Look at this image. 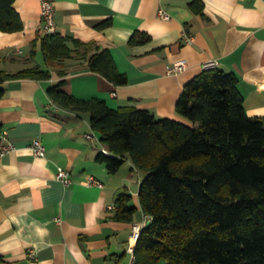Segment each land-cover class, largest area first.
Returning <instances> with one entry per match:
<instances>
[{"label": "crops", "instance_id": "0c3cea01", "mask_svg": "<svg viewBox=\"0 0 264 264\" xmlns=\"http://www.w3.org/2000/svg\"><path fill=\"white\" fill-rule=\"evenodd\" d=\"M43 1L16 0L24 29L0 30L1 69L17 72L35 64L47 68L39 46L31 57L34 40L44 32ZM50 1L56 31L108 47L128 76L125 85L116 86L77 66L78 60L67 59L69 75L63 89L73 96L181 120L176 105L185 85L203 72L204 63L215 60L218 68L238 76L248 115L264 118V0H203V15L191 10L193 0ZM161 9L169 12V19L160 17ZM107 18L111 26L95 27ZM136 31L149 33L151 40L130 45ZM180 60L188 61L187 70L169 73ZM51 70L48 80L0 84L5 88L0 129L17 146L0 156V255L4 264H131L133 228L149 220L139 198L146 173L129 157L116 173L108 170L98 157L112 154L93 129L90 113L66 109L49 97V87L61 79ZM35 138L43 140L45 157H37L30 148ZM59 167L71 172L69 185L57 178ZM92 177L102 185L88 182ZM125 191L137 208L132 222L112 217Z\"/></svg>", "mask_w": 264, "mask_h": 264}, {"label": "trees", "instance_id": "16d2710c", "mask_svg": "<svg viewBox=\"0 0 264 264\" xmlns=\"http://www.w3.org/2000/svg\"><path fill=\"white\" fill-rule=\"evenodd\" d=\"M16 0H0V30L18 32L24 21ZM189 7L204 14L203 0ZM112 25L107 18L98 29ZM38 33L31 51L44 53L47 68L35 64L17 72L0 68V84L13 79L61 78L48 89L56 104L88 112L112 155L99 160L116 173L127 157L146 173L139 198L149 219L135 248V264H264V118L249 116L239 78L220 68L203 70L185 85L176 105L181 118L158 117L149 109L111 107L99 98L81 99L63 86L66 60H78L114 85L128 82L108 47L58 31ZM136 31L129 44L151 40ZM5 88L0 87V99ZM1 132V129H0ZM132 195L122 192L113 218L134 221ZM5 260L0 255V264Z\"/></svg>", "mask_w": 264, "mask_h": 264}, {"label": "built area", "instance_id": "2783aa9c", "mask_svg": "<svg viewBox=\"0 0 264 264\" xmlns=\"http://www.w3.org/2000/svg\"><path fill=\"white\" fill-rule=\"evenodd\" d=\"M160 17L163 19H169L170 14L167 10L161 9L159 12ZM41 16H42V28L48 33H52L56 31V25H55V6L54 3L50 0H44L42 2L41 7ZM185 38L187 40H190L191 38L187 35H185ZM219 63L215 60H210L203 65L204 70L208 69H215L218 68ZM189 67L187 60H180L176 63H174L171 67L168 68V72L171 74H177L184 72ZM89 137H92L89 135ZM17 146L16 144L11 140V138L8 135V132L6 130H2L0 132V156H3L9 152H12L16 150ZM33 151V153L37 157H45L47 148L41 138H35L30 147ZM57 178L60 179L62 182H64L66 185H69L72 182L71 179V172L63 167H59L57 172ZM90 183L102 185L99 180H96L95 178H90L88 180ZM111 208H114V205L111 206ZM148 219V218H147ZM149 221V220H148ZM145 224H136L133 228L132 237L130 240L129 245V251L132 253V263L135 264V248L137 245V242L139 240L141 231L143 229ZM104 264H116V263H104Z\"/></svg>", "mask_w": 264, "mask_h": 264}]
</instances>
